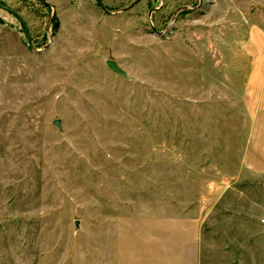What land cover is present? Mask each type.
<instances>
[{
  "label": "rangeland",
  "instance_id": "obj_1",
  "mask_svg": "<svg viewBox=\"0 0 264 264\" xmlns=\"http://www.w3.org/2000/svg\"><path fill=\"white\" fill-rule=\"evenodd\" d=\"M129 5L0 0V264H264V0Z\"/></svg>",
  "mask_w": 264,
  "mask_h": 264
},
{
  "label": "crops",
  "instance_id": "obj_2",
  "mask_svg": "<svg viewBox=\"0 0 264 264\" xmlns=\"http://www.w3.org/2000/svg\"><path fill=\"white\" fill-rule=\"evenodd\" d=\"M53 1V0H52ZM58 1V0H55ZM71 3L74 0H69ZM77 3H81L83 0H75ZM150 5H154L158 2L160 5L164 4H176L179 0H146ZM86 4H89L87 14L93 17L94 6L98 5L100 9L105 13H110L106 5L110 3L120 4L128 3L127 9L135 8L137 3H141L142 0H85ZM161 7V6H160ZM132 8V9H133ZM91 9V10H90ZM91 11V12H90ZM107 244L108 251L105 253L101 264H203L201 257L191 258L189 252H184L183 246L175 247L174 244H184L183 241H174L172 238L167 239L164 237L156 236H139L135 237L134 241L126 242L122 241L121 237H108ZM133 244L132 247H126L125 244ZM175 250L177 251L175 253ZM179 250L182 251L179 256V262H176L175 256L178 255ZM199 255V253H197ZM193 260V262H191Z\"/></svg>",
  "mask_w": 264,
  "mask_h": 264
},
{
  "label": "water",
  "instance_id": "obj_3",
  "mask_svg": "<svg viewBox=\"0 0 264 264\" xmlns=\"http://www.w3.org/2000/svg\"><path fill=\"white\" fill-rule=\"evenodd\" d=\"M30 43L32 44L31 40H30ZM33 50L36 51V52L43 51V50L36 49L35 47H33ZM106 64L112 71H114L117 74L123 76L124 78H127L126 71L119 65V63L117 61H115L113 59H107L106 60Z\"/></svg>",
  "mask_w": 264,
  "mask_h": 264
}]
</instances>
